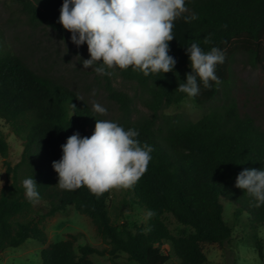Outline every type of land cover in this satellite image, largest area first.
<instances>
[{
    "label": "trees",
    "instance_id": "16d2710c",
    "mask_svg": "<svg viewBox=\"0 0 264 264\" xmlns=\"http://www.w3.org/2000/svg\"><path fill=\"white\" fill-rule=\"evenodd\" d=\"M11 1L21 6L32 25L44 24L64 38L71 36L58 22L63 0ZM185 6H190L191 13L183 12L174 21V38L169 42L170 54L177 61L173 71L145 76L131 67L115 68L109 70L111 76H104L108 96L121 111L117 122L137 129L139 141L153 148L147 171L127 188L131 194L127 203L143 208L147 218L145 225L132 229L124 222L116 224L119 217L111 218V189L97 196L85 186L68 191L56 184L58 174L52 161L61 157L60 145L76 131L91 135L99 118L76 92L3 48L0 33V120L17 124L25 134L20 160L14 165L7 159V143L0 135L6 174L0 188V255L8 247L35 239L44 245L41 264H95L89 255L106 254L114 259L119 252L138 264H166L171 254L179 264H204L205 247L222 249L233 237L232 225L223 218V200L233 206L234 218L243 215L249 230L264 226V206L256 207L254 199L235 186V178L244 168H264V131L250 116L239 115L228 86L236 53H247L250 62L264 72V0H185ZM192 16L196 19H190ZM193 42L206 52L212 47L223 50L225 60L216 68L220 83L210 82V88L201 83L200 93L188 97L176 88L191 71L185 49ZM115 75L134 84L132 96L114 88ZM218 96L220 106L195 120L181 113H159L164 105H178L187 98L202 108ZM134 97L150 115L132 117ZM32 175L38 183L39 201L46 208L25 197L22 181ZM69 206L89 218L108 247L98 249L85 243L76 251L81 233H68L64 239L46 243L44 220ZM165 214L192 231L172 236ZM252 236L262 257L263 244L256 233ZM165 241L171 243L172 253L163 248Z\"/></svg>",
    "mask_w": 264,
    "mask_h": 264
},
{
    "label": "clouds",
    "instance_id": "9594fccd",
    "mask_svg": "<svg viewBox=\"0 0 264 264\" xmlns=\"http://www.w3.org/2000/svg\"><path fill=\"white\" fill-rule=\"evenodd\" d=\"M184 11L185 0H63L58 22L71 33L77 47L87 44L90 55L82 60L84 69L111 76V69L131 67L148 76L174 70L177 61L170 54L169 42L174 38V21ZM185 51L191 71L176 90L195 97L201 83L204 88H210V82L220 83L216 68L225 60L223 50L212 47L206 52L193 42ZM93 110L107 112L100 103H93ZM138 136L135 128L96 119L90 136L76 131L60 145L62 155L52 161L58 174L56 184L68 191L85 186L97 196L113 188L132 187L147 171L153 151ZM37 185L34 175L22 181L25 197L33 203L40 199ZM235 186L252 197L256 207L264 206V168H244Z\"/></svg>",
    "mask_w": 264,
    "mask_h": 264
},
{
    "label": "rangeland",
    "instance_id": "374dc122",
    "mask_svg": "<svg viewBox=\"0 0 264 264\" xmlns=\"http://www.w3.org/2000/svg\"><path fill=\"white\" fill-rule=\"evenodd\" d=\"M184 13H191L190 6H185ZM0 33L3 48L21 56L34 70L54 78L76 92L79 97L91 108L99 119L118 121L121 115L118 104L109 98L105 88V75H100L83 68L82 60L89 58L87 44L77 47L72 43L70 36L64 38L55 29L44 24L32 25L28 22L21 6L11 0H0ZM115 89L132 96L135 88L132 82L123 80L119 75L112 78ZM229 88L236 99L240 116H250L255 124L264 131V72L250 62L245 52L236 53L230 63ZM220 96L207 103L204 107H196L190 98L178 105H164L159 113L173 115L181 113L190 120L198 119L208 111L220 106ZM93 103H100L107 109L105 114L96 113ZM150 115L142 101L134 97L132 101V117ZM0 135L7 143V159L11 165L16 164L21 157L25 142V134L17 124H4L0 120ZM86 136H90L87 134ZM4 159L0 156V188L6 180ZM129 194L125 188L111 189V203L113 205L111 218L119 217L114 222H124L129 228L145 225L146 213L137 204H128ZM127 205H124L126 204ZM224 220L233 227V237L224 247H205L206 262L204 264H264V226H257L249 230L243 224V215L233 217V206L223 200ZM39 207H47L38 201ZM44 208V209H45ZM43 209V210H44ZM119 212L120 215H116ZM169 232L172 236L185 235L192 231L189 226L178 223L170 214L164 215ZM43 227L47 236L46 243L64 239L68 233H81L82 236L75 242V250L87 243L98 249L108 247L94 230L88 217L78 213L72 206L63 212H57L46 218ZM260 238L263 248L260 257L253 245V234ZM43 244L35 239H27L17 247H8L0 255V264H41L40 251ZM163 248L172 253V245L165 241ZM89 258L95 264H138L129 260L124 252L111 259L108 255L91 254ZM166 264H179L178 259L171 254Z\"/></svg>",
    "mask_w": 264,
    "mask_h": 264
}]
</instances>
